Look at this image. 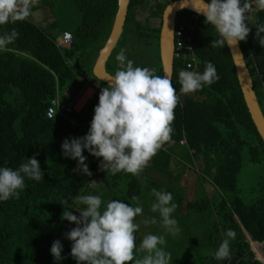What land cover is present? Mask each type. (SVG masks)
<instances>
[{
	"label": "trees",
	"instance_id": "obj_1",
	"mask_svg": "<svg viewBox=\"0 0 264 264\" xmlns=\"http://www.w3.org/2000/svg\"><path fill=\"white\" fill-rule=\"evenodd\" d=\"M73 1L80 11V21L69 31V48L58 46L52 30H45L30 17L0 25V35L13 29L19 33L13 43L0 50V168L16 170L36 154L43 173L40 181L25 177L24 189L18 190L19 198L0 200V264H52L53 241L67 240L62 226L70 222L61 214L64 208L70 212L77 208L74 198L83 195L92 181L100 178L110 190L126 183L127 195L138 197L146 192L145 177L167 183L179 216L193 215L195 220L210 221L203 228L201 241L190 242L180 264H264L250 246V240L263 243L264 255V177L252 186L248 200L240 194L236 180L244 154L250 163H264V143L244 103L228 47H211V41L219 37L203 16L189 10L177 12L176 24L193 26L191 46L195 59L192 69L187 70L202 73L206 62H211L219 80L196 92L182 93L179 72L186 69V59L174 57L170 82L180 103L174 110L171 140L139 176L100 170L102 157L86 149L83 155L92 175L72 171L77 161L62 154L61 144L89 130L100 90L107 86L93 76L92 66L117 9V0ZM169 2L129 0L123 30L105 63L108 73L114 74L118 65L115 57L123 48L134 66L154 69L156 75L162 76L158 34L162 11ZM39 3L49 4L47 0ZM249 3L253 5L247 21L250 32L239 45L264 116V46L255 38V25L264 24V10L257 0ZM140 10L147 13L144 22L137 19ZM122 35L123 46L119 45ZM88 79L95 92L80 112L46 117V107L58 91L62 95L70 88L66 100H72ZM182 139L185 144L180 143ZM187 164L203 174L197 175L196 197L184 202L179 182ZM206 177L216 187L218 197L205 191L202 182ZM62 201L67 203L62 205ZM228 229L236 232L235 240L230 241V256L217 260L214 254Z\"/></svg>",
	"mask_w": 264,
	"mask_h": 264
},
{
	"label": "clouds",
	"instance_id": "obj_2",
	"mask_svg": "<svg viewBox=\"0 0 264 264\" xmlns=\"http://www.w3.org/2000/svg\"><path fill=\"white\" fill-rule=\"evenodd\" d=\"M38 3L39 0H0V25L38 16L39 13L33 11ZM257 3L264 10V0H257ZM252 7L249 0H243V3L241 0H200V7L195 10L205 17V23L210 24L219 37L211 41V47H233L246 41ZM255 27V38L264 46V36H260L264 32V24ZM18 36L15 29L0 35V50ZM125 52L126 49L121 48L115 57L117 68L106 78L107 86L100 90L88 132L82 137L66 138L61 144L62 154L77 161L73 172L92 175L85 163L87 157L83 155L86 149L91 155L102 157L100 170L113 175L124 171L139 176L152 157L171 140L174 110L180 103L175 88L167 76L156 75L154 69L134 66ZM217 80L219 76L211 62H206L202 73L191 70L179 72L184 94L196 92ZM25 177L36 181L43 178L36 154L26 158V162L16 170L0 168V200L19 198L18 190L24 189ZM151 193L155 197L151 211L159 212L166 232L178 234L180 228L171 216L177 208V204L172 202V194L155 188ZM132 199L139 202V197ZM74 200L76 204L83 205L75 208L79 216L64 208L61 218L76 225L65 235L72 241L70 255L77 264H129L133 261L137 247L135 233L139 229L134 220L142 214L143 208L113 199L102 209L101 197L97 195H78ZM66 203L62 201L60 204ZM156 222L155 218L143 221L144 224ZM225 237L214 254L217 260L229 258L230 241L235 240L236 232L228 229ZM165 243L163 235H145L139 248L147 254L142 259H135V264H170L171 253L160 247ZM62 249L59 240L53 241L50 252L55 260L63 259Z\"/></svg>",
	"mask_w": 264,
	"mask_h": 264
},
{
	"label": "rangeland",
	"instance_id": "obj_3",
	"mask_svg": "<svg viewBox=\"0 0 264 264\" xmlns=\"http://www.w3.org/2000/svg\"><path fill=\"white\" fill-rule=\"evenodd\" d=\"M49 4H40L38 3L37 6H42L41 10L50 14L52 19L56 20L58 26L62 28H66L69 30H74L80 21V11L73 0H47ZM147 13L144 10L139 11V19L141 22H144ZM41 25V23H38ZM55 33L57 31H54ZM125 35L121 36L119 41V45L123 46V42L125 41ZM123 41V42H122ZM122 42V43H121ZM125 43V42H124ZM121 49V48H120ZM155 51V48H154ZM69 93V91H67ZM242 165L237 173V185L240 190V194L248 200L249 192L252 186L255 185V182L264 177V163L260 162L257 164L250 163L247 161V158L242 157ZM198 168V166H197ZM181 178H180V187L183 189V200L184 202L190 201L196 197V190H197V175L203 174L200 170L194 169V165L187 164L183 170H181ZM145 193L138 196L139 202L133 200V197L127 195V184L123 183L120 184L118 187H114L113 190H110L106 185L101 184L102 181L100 178L95 179L91 182L89 187L85 190L83 195H97L101 197L102 205L101 208H105L107 202L116 199L121 200L122 202L129 204L130 206L136 207L141 206L143 208V212L140 215L135 217L134 222L139 224V229L135 233L136 235V249L134 250V257L135 259H142L146 252L140 251V242L143 237L147 234L153 235H163L165 237L166 243L160 247H163L165 251L171 253L172 260L170 264H180L181 261L184 260L185 255L188 251V245L190 242L196 239L197 242H200L201 233L204 227H207L210 224L209 220L201 222L199 220H195L193 215L181 217L176 213V210L171 214L172 218L177 221L178 227L180 228V232L176 235H171L164 229L162 225V218L159 215V212H152L151 211V204L155 202V197L152 195L151 190L155 188L157 191H166L167 190V183L163 179H158L153 181L147 177H145ZM125 182V181H124ZM202 185L209 196L218 197L217 189L215 186L212 185L210 179L206 177V180L202 182ZM118 188V189H117ZM173 196V195H172ZM173 196V201H174ZM172 201V202H173ZM83 205L77 204V208H82ZM75 209V208H74ZM184 210V208H182ZM73 214L79 216V212L75 210L72 211ZM152 218L156 219V223H148L144 224V220H151ZM76 227L75 223L70 222L66 223L62 226V230L67 233L72 228ZM248 236V235H247ZM249 239V236H248ZM257 245H256V244ZM62 252L61 256L63 259L57 261L52 257V264H73L77 261L70 255L72 241L64 240L62 241ZM201 247V244H199ZM250 246L252 251L254 252L255 256L260 259L262 258V246L263 243L252 242L250 240ZM135 259L129 264H135ZM84 264V262H81Z\"/></svg>",
	"mask_w": 264,
	"mask_h": 264
},
{
	"label": "water",
	"instance_id": "obj_4",
	"mask_svg": "<svg viewBox=\"0 0 264 264\" xmlns=\"http://www.w3.org/2000/svg\"><path fill=\"white\" fill-rule=\"evenodd\" d=\"M205 2L207 1L205 0ZM128 4L129 0H117V9L110 32L103 46L100 48L92 66L93 76L106 84V78L111 74L106 71L105 63L123 30L127 16ZM199 7L200 0H172L162 11L158 34L159 58L162 76H167L170 81L173 72L174 28L176 24L177 12L180 10H189L197 15L203 16L202 14H198L195 10V8ZM227 47L233 61V66L244 103L256 131L264 143V116L254 93L252 79L245 63L240 45L238 44V46L233 47H229L227 45ZM262 256L263 257L262 259L260 258V260L264 262L263 252Z\"/></svg>",
	"mask_w": 264,
	"mask_h": 264
},
{
	"label": "built area",
	"instance_id": "obj_5",
	"mask_svg": "<svg viewBox=\"0 0 264 264\" xmlns=\"http://www.w3.org/2000/svg\"><path fill=\"white\" fill-rule=\"evenodd\" d=\"M192 31V25H189L184 22H179L178 24H175L173 57L176 56L186 59L185 70L192 69V67L194 66L193 61L195 58L193 57L191 46ZM55 43L62 48H69L72 44L71 33L67 31L62 32L61 36L57 38V42L55 41ZM94 92L95 89L92 86V83H90V79H88L87 84L73 97L71 101L60 99L58 94H56V96L50 99L49 104L46 107V117L52 118L55 115L67 117L68 114L71 112H80L85 106V104L92 98ZM180 143L185 144V141L182 139Z\"/></svg>",
	"mask_w": 264,
	"mask_h": 264
},
{
	"label": "crops",
	"instance_id": "obj_6",
	"mask_svg": "<svg viewBox=\"0 0 264 264\" xmlns=\"http://www.w3.org/2000/svg\"><path fill=\"white\" fill-rule=\"evenodd\" d=\"M41 8H42V6H37L36 8H34L33 11L39 13V15L38 16H30V18L34 22H36L37 24L40 22L41 25H39V24L38 25L41 26L42 28H44L45 30L50 28L52 30V33L55 35V41L57 42V38L61 36L62 32H64V31L69 32L70 30L66 29V28H64L63 30H60L61 27L57 25L56 20L55 19L53 20L51 18L52 16L50 14H48L47 12L42 11ZM51 27H53V29ZM54 31H57V32L55 33ZM67 91H69V93ZM70 92H71L70 88L63 91L62 95L58 91V96L60 99L66 100V96H69ZM69 101H71V100H69Z\"/></svg>",
	"mask_w": 264,
	"mask_h": 264
},
{
	"label": "bare ground",
	"instance_id": "obj_7",
	"mask_svg": "<svg viewBox=\"0 0 264 264\" xmlns=\"http://www.w3.org/2000/svg\"><path fill=\"white\" fill-rule=\"evenodd\" d=\"M262 259V258H261Z\"/></svg>",
	"mask_w": 264,
	"mask_h": 264
}]
</instances>
